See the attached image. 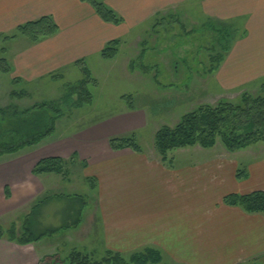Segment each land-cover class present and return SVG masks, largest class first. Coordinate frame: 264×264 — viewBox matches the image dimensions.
<instances>
[{
	"label": "rangeland",
	"instance_id": "1",
	"mask_svg": "<svg viewBox=\"0 0 264 264\" xmlns=\"http://www.w3.org/2000/svg\"><path fill=\"white\" fill-rule=\"evenodd\" d=\"M203 2L185 0L175 5V8L171 6L163 13H158L150 21L133 27L121 16L123 21L118 25V30L123 33V37L114 38L121 41L116 55L111 60L94 58L83 61V67L91 75L87 90L92 97L83 100L76 109L72 107L71 101L62 100L68 93L63 81L18 84L13 89L10 74L0 72V112L13 107L22 112L35 105L50 103H57L61 108L60 118L49 137L36 146L0 158V174L3 171L0 182V186L3 184V188L0 187V227L7 230L13 226L17 235L21 234L20 228L24 223L37 234L46 229H58V232L27 245L1 239L3 256L0 264H63V259L72 251L91 254L95 262L105 257L99 247H94L95 251L92 252V244L86 238L90 216L88 210L95 203V190L86 181L89 173L87 168H83L84 164L88 166V159L80 158L79 154L72 158L77 150L73 146V153L63 152L65 156H58L70 163L69 181L55 175L36 177L32 174L34 165L44 159L40 158L42 155L50 158L52 156L47 155L60 147L64 151L62 144L80 134L79 131L103 126V132H106L103 135L109 134L104 135L103 143L111 150V141L133 138L143 154L150 160L160 162L154 139L162 128L173 129L183 116L197 112L202 107H216L219 103L239 105L244 93L251 97H264V76L257 82L237 88H230L229 84V89L223 88L231 78L249 76L251 71L264 68V65L260 66L261 59H264V21L260 26L250 29H247L246 20L241 17L223 23H211L204 14ZM218 23L221 25L219 29L216 28ZM118 30L117 33H120ZM126 32H129L127 36ZM15 34L16 30L8 36ZM245 36L247 45L236 52L233 64H228L229 71L225 69L223 76L218 72L220 68L213 71L212 60L216 59L217 54L223 55L227 48L231 51ZM17 38L0 40V60L5 59L9 63L7 50L27 42L22 37ZM2 49L6 52L3 53ZM77 73L78 79L70 73L64 81L75 83L80 80L82 75L79 70ZM12 90L24 97L10 98ZM121 118L129 120L131 127L121 129L114 126L116 123L113 124V120ZM0 120H4L1 114ZM103 135H95L93 140ZM100 147L98 145L95 151L100 152ZM228 154L218 137L212 149L199 146L179 149L171 152L169 158L176 166H180L194 158L198 161L209 156ZM232 156L242 162L261 159L264 157V141L253 143ZM34 177L37 178L35 185L38 190L32 196H27L23 189L13 186H27ZM79 195L82 197L76 199ZM82 202L87 206L83 210L81 223L75 228L62 230L65 224L73 225L76 210ZM72 210L73 214L70 212ZM122 256L128 259L130 255ZM161 264L173 263L163 257Z\"/></svg>",
	"mask_w": 264,
	"mask_h": 264
},
{
	"label": "crops",
	"instance_id": "2",
	"mask_svg": "<svg viewBox=\"0 0 264 264\" xmlns=\"http://www.w3.org/2000/svg\"><path fill=\"white\" fill-rule=\"evenodd\" d=\"M184 1L103 0L102 3L133 27ZM263 4L264 0H204L203 10L207 18L220 23L241 17L250 29L264 21ZM45 16L52 18L58 32L35 44L26 42L7 50L11 80L29 85L53 82L51 77L65 78L70 73L78 79L79 62L100 60L105 45L123 37L118 26L101 21L81 0H0V35L8 36L20 25ZM246 39L245 36L239 40L225 56L218 71L222 76L228 64L236 59V52L246 47ZM262 65L264 59L260 61ZM263 76L264 68L253 70L249 76L229 79L223 88L254 83ZM113 121L118 128L131 127L125 118ZM103 131V126L83 129L62 144L64 151L60 147L47 155L62 157L65 152L73 153L76 146L74 153L88 159L87 178L97 181L86 232L92 252L99 247L103 253L130 255L151 248L173 264H239L264 254V215L248 214L223 203L228 195L264 192V157L242 162L228 154L198 161L194 158L180 166L172 162L169 167L143 153L111 150L103 143L109 135L104 136ZM99 134L102 138L93 140ZM67 145L71 146L66 148ZM98 145L102 146L100 152L95 151ZM241 169H245L247 177L238 180L236 175ZM36 179L27 186H13L32 196L38 190Z\"/></svg>",
	"mask_w": 264,
	"mask_h": 264
},
{
	"label": "trees",
	"instance_id": "3",
	"mask_svg": "<svg viewBox=\"0 0 264 264\" xmlns=\"http://www.w3.org/2000/svg\"><path fill=\"white\" fill-rule=\"evenodd\" d=\"M81 1L87 3L104 23L118 26L123 21L113 9L102 2L97 0ZM216 25L217 29L221 26L220 23ZM213 27L215 28V25ZM57 32L58 26L50 16H45L20 25L16 28V34L13 36L2 37L0 35V40L22 37L28 43L35 44L40 39L54 36ZM120 43V40L107 43L100 53L101 59L111 60L116 55ZM2 52L5 53L6 50L2 49ZM228 52L229 48L224 51L223 55L217 54L216 59L212 60L214 63L213 71L218 70ZM83 64V61H81L76 65L82 78L75 81V83L64 81L61 75L51 77L52 80L63 81L65 90L68 93L62 100L64 102L71 101L72 107L75 109L81 106L83 100L92 97L91 92L87 90L91 75L87 68L83 67ZM0 72L3 74L11 73L10 64L6 63L5 59L0 60ZM11 84L13 88L21 83L17 79H12ZM23 97V94H19L15 90L10 92V98L12 99H22ZM80 101L81 103H79ZM59 106L57 103H50L35 105L33 108L22 112L15 107L11 110H1L0 114L4 120L2 122L0 120V158L14 155L24 148L36 146L49 137L54 132L57 119L60 118L61 113L59 111L61 108ZM218 137H220L224 149L229 154L246 150L253 143L263 142L264 97H251L249 94L244 93L240 98L239 105L219 103L216 107L199 108L197 112L183 116L180 123L173 129L164 127L159 130L155 135L154 145L160 162L171 167L173 162L169 158L171 152L196 146L202 149H212L215 147ZM110 144L113 151L129 149L136 153H142L133 138L116 139L111 141ZM72 156V158H75V153ZM69 164V162L59 157L44 158L34 165L32 174L36 177L55 175L69 181ZM86 167L84 164L83 168ZM236 177L238 180L245 179L247 177L245 169L239 170ZM86 181L91 189L96 190L97 181L94 178H87ZM80 197L82 196L79 195L75 198ZM223 203L227 206L237 207L248 214L264 215V192L262 191L245 195H228L223 199ZM85 205L84 202L80 206L78 205L73 225L65 224L62 230L75 228L81 223L83 210L87 206ZM70 212L73 214V210ZM20 229L21 234L17 235L13 226L7 230L0 227V240L7 239L18 245H27L47 236L52 237L58 232V229H46L37 234L26 223L22 224ZM104 254L105 257L95 262L92 261L91 254L72 251L63 259V264H161L163 262L161 252L151 248L134 252L130 254L128 259L123 258L121 254L110 251H106ZM239 264H264V254Z\"/></svg>",
	"mask_w": 264,
	"mask_h": 264
}]
</instances>
